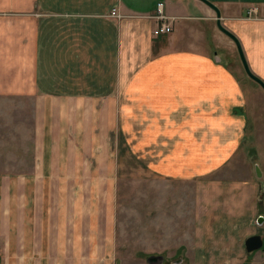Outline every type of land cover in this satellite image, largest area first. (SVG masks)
Wrapping results in <instances>:
<instances>
[{"label": "crops", "instance_id": "0c3cea01", "mask_svg": "<svg viewBox=\"0 0 264 264\" xmlns=\"http://www.w3.org/2000/svg\"><path fill=\"white\" fill-rule=\"evenodd\" d=\"M210 1L264 81V0ZM159 2L174 17L173 31L154 36L157 20L149 16ZM216 20L202 0H0V138L12 141L13 155H31L23 171L0 167V264H114L110 242H84L83 223L71 229L65 212L54 213L52 190L69 186L73 163L110 187L100 158L118 154L119 143L132 158L157 157L142 171L194 180L205 202L198 206V198L196 211L229 234L213 242L211 226L198 227L203 235L185 255L191 263L237 264L247 254L259 262L262 250L249 253L245 240L264 168L245 145L261 133L253 104L264 88L241 61L232 65L214 50L237 49ZM23 108L32 110L29 130ZM104 131L115 141H104ZM27 140L32 148L23 152ZM89 218L94 230L100 214ZM104 218L111 235L110 213Z\"/></svg>", "mask_w": 264, "mask_h": 264}, {"label": "rangeland", "instance_id": "374dc122", "mask_svg": "<svg viewBox=\"0 0 264 264\" xmlns=\"http://www.w3.org/2000/svg\"><path fill=\"white\" fill-rule=\"evenodd\" d=\"M208 31L209 28H207L208 43L213 44V37ZM220 46L217 44L214 50L218 49V53L227 54L230 59L229 63L235 65L233 64L235 60L241 61L238 49L228 53L227 49ZM240 63L243 66L242 61ZM258 97L259 100L253 104V107L255 114L258 115L257 118H261L258 119L261 135L257 132L252 134L254 138L247 140L245 154H249L251 157L249 159L253 161V158L254 163L259 161L260 167L264 168V96ZM31 111L30 108H23L22 111L23 118L26 119L27 130H29V120L33 119ZM2 116L3 110L0 111V135L6 130L3 128L6 125ZM25 124L23 123V127ZM103 135H105L104 141H115L114 138H109L110 132L104 131ZM3 142L4 140L0 138V167L6 166V168L20 170L29 167L31 156L29 153H23L22 156L13 155L12 141L5 142V145ZM30 145L31 142L27 140V144L22 149L23 152H29L32 148ZM118 146V154L102 155L100 158V167L102 166L104 171L102 176L106 175L107 180L108 174L111 175L110 187L97 186L96 183L105 180L98 179V176L95 177V172L87 171L84 175L82 171L77 173L73 168V163L65 177L69 186L55 187L52 190V210L55 214L59 211L65 212V216L69 217L67 221L71 229L79 226L76 225L77 221L80 225L83 223L86 226L83 231L84 235H82L84 242H99L100 244L110 242L116 249L113 256L114 264H149L147 257L152 254L164 255L165 261L162 264H193V261L191 263L185 255L192 253L195 238L199 239L203 235L196 232L198 227L211 226L215 234L213 242H225L229 239V234L225 236L219 234V227L214 225V221L206 220L196 211L197 199L199 198L198 206L201 202L203 204L205 202L201 201V190L194 180H184L185 175L176 179L142 171V166L147 168V164L151 165L152 162H156L157 157L146 156L145 161H142V154L132 158L124 143H119ZM86 157L92 165L96 156ZM14 158H21V161L17 163ZM111 162L112 169L109 168ZM13 171L15 170L11 172ZM261 187L263 189L259 212L251 222L253 229H250L252 233L250 232L247 238L254 234H261L264 240V182ZM95 211L99 212L100 218L94 225L95 229L91 230L89 215ZM109 213L112 225L108 231L112 230L111 235L107 234L105 228L107 223L104 218ZM75 214H80L82 220L73 218ZM260 217L263 218L262 222H259ZM57 220L62 222L60 219ZM209 238L212 241L211 235ZM70 239L71 242L74 241L73 236H70ZM260 250H262V255L259 262L256 255L247 254V257L237 264H264V244ZM211 259L213 260V257Z\"/></svg>", "mask_w": 264, "mask_h": 264}, {"label": "water", "instance_id": "95a60500", "mask_svg": "<svg viewBox=\"0 0 264 264\" xmlns=\"http://www.w3.org/2000/svg\"><path fill=\"white\" fill-rule=\"evenodd\" d=\"M203 2H205L206 4H208L211 8H213L216 12V21H217V26L218 28L224 32L226 35H228L236 44L241 61L243 63V66L245 68V71L247 72V74L253 79L255 80L258 84H260L263 88H264V81L257 76L256 74H254L252 72V70L249 67L247 58L245 56L242 44L239 40V38L232 32L230 31L228 28H226L223 24H222V20H221V10L219 9V7L214 4L212 1L210 0H202ZM258 174H260V171L258 170ZM263 218L260 217L259 218V222H262ZM264 244V240L261 234H254L249 236L248 238H246L245 240V246H246V250L248 252H253L256 251L260 248H262ZM165 261V256L162 254H152L149 255L147 257V262L149 264H162Z\"/></svg>", "mask_w": 264, "mask_h": 264}, {"label": "built area", "instance_id": "2783aa9c", "mask_svg": "<svg viewBox=\"0 0 264 264\" xmlns=\"http://www.w3.org/2000/svg\"><path fill=\"white\" fill-rule=\"evenodd\" d=\"M257 13L255 8H250L249 14L251 13ZM112 16L120 17V14H118V11L116 8H114L111 12ZM150 18H154L157 20V25L153 28V35L154 36H163L166 34H169L173 31V19L174 17H171L167 15L164 9V3L159 2L156 7L155 14L149 16Z\"/></svg>", "mask_w": 264, "mask_h": 264}]
</instances>
